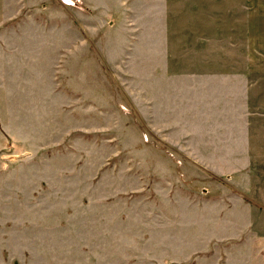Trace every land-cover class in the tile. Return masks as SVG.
I'll use <instances>...</instances> for the list:
<instances>
[{"label":"rangeland","instance_id":"rangeland-1","mask_svg":"<svg viewBox=\"0 0 264 264\" xmlns=\"http://www.w3.org/2000/svg\"><path fill=\"white\" fill-rule=\"evenodd\" d=\"M244 2L0 0V264L264 254V0ZM166 176L185 195L157 227Z\"/></svg>","mask_w":264,"mask_h":264},{"label":"crops","instance_id":"crops-1","mask_svg":"<svg viewBox=\"0 0 264 264\" xmlns=\"http://www.w3.org/2000/svg\"><path fill=\"white\" fill-rule=\"evenodd\" d=\"M252 2L254 0H251ZM250 0H246L244 2V7L248 8L251 3H249ZM244 13V14H243ZM241 14V17L248 18L251 13H253L249 10H246ZM254 15V14H253ZM45 30V28L43 27ZM45 30L44 32H46ZM72 31V28H69V32ZM163 178H165V182L167 185H163ZM169 176L166 177H159L156 179V184L158 186H155V191L158 196V200H160L158 203H156L154 206V212L152 216H155L153 218V223L157 227H165L170 226L173 223V215H178L177 211H175V208L178 206L174 204V195H185V191L183 188L180 187H174L173 185H170L172 182L168 180ZM232 194V193H230ZM173 196V200L170 199V197ZM232 198H238L237 196H231ZM190 197L187 198V201L189 202ZM230 200V201H231ZM214 203H223L221 201ZM231 204V202H229ZM232 205V204H231ZM190 206L189 203H187V207ZM171 217V218H170ZM151 219V218H150ZM182 222V219L179 220V223ZM240 226V225H238ZM242 226V225H241ZM245 233V230L243 229L241 232V235ZM240 236V235H239ZM246 243V242H245ZM239 243L235 244L234 249H231L230 252H235V254H203L198 256L195 261L192 264H257V262L264 263V254H239L238 248Z\"/></svg>","mask_w":264,"mask_h":264}]
</instances>
